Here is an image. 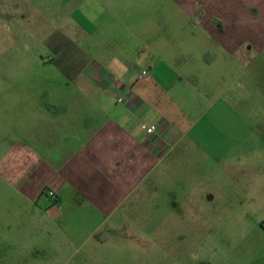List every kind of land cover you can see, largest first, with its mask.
Masks as SVG:
<instances>
[{
    "label": "crops",
    "instance_id": "0c3cea01",
    "mask_svg": "<svg viewBox=\"0 0 264 264\" xmlns=\"http://www.w3.org/2000/svg\"><path fill=\"white\" fill-rule=\"evenodd\" d=\"M56 28L83 59L63 72L70 104L0 134V264H29V244L58 243L72 211H103L126 176L181 144L208 151L202 161L263 164L264 0H72ZM71 110L83 118L66 127ZM80 155L100 173L83 187Z\"/></svg>",
    "mask_w": 264,
    "mask_h": 264
},
{
    "label": "rangeland",
    "instance_id": "374dc122",
    "mask_svg": "<svg viewBox=\"0 0 264 264\" xmlns=\"http://www.w3.org/2000/svg\"><path fill=\"white\" fill-rule=\"evenodd\" d=\"M66 18L72 0H0V134L19 135L31 125L29 110L70 104L63 69L72 75L83 57L56 28ZM72 113L61 124L83 118ZM206 152L181 144L142 167L139 179L126 176L123 194L103 211H72L58 243L29 244V264H264V148L252 154L263 164L253 166L202 161ZM83 160L72 156L81 187L100 177Z\"/></svg>",
    "mask_w": 264,
    "mask_h": 264
},
{
    "label": "built area",
    "instance_id": "2783aa9c",
    "mask_svg": "<svg viewBox=\"0 0 264 264\" xmlns=\"http://www.w3.org/2000/svg\"><path fill=\"white\" fill-rule=\"evenodd\" d=\"M147 74H148V71H147V70L143 71V73H142L143 76H145V75H147ZM118 102H119V103H124V102H125V97L120 96V97L118 98ZM156 130H157V127H155V126H152V127L150 128V132H151V133H155Z\"/></svg>",
    "mask_w": 264,
    "mask_h": 264
},
{
    "label": "trees",
    "instance_id": "16d2710c",
    "mask_svg": "<svg viewBox=\"0 0 264 264\" xmlns=\"http://www.w3.org/2000/svg\"><path fill=\"white\" fill-rule=\"evenodd\" d=\"M64 38H65V41H66L68 44H72V41H71L70 39H68L67 37H64ZM72 45L74 46V44H72ZM63 71H64L65 73H68V74H69L67 68H64Z\"/></svg>",
    "mask_w": 264,
    "mask_h": 264
}]
</instances>
